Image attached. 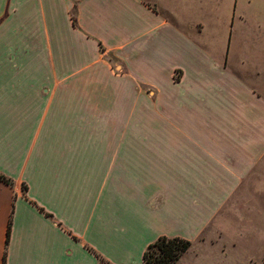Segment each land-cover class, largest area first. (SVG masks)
Listing matches in <instances>:
<instances>
[{
  "label": "crops",
  "instance_id": "obj_1",
  "mask_svg": "<svg viewBox=\"0 0 264 264\" xmlns=\"http://www.w3.org/2000/svg\"><path fill=\"white\" fill-rule=\"evenodd\" d=\"M262 148L264 0H0V264H144Z\"/></svg>",
  "mask_w": 264,
  "mask_h": 264
},
{
  "label": "rangeland",
  "instance_id": "obj_2",
  "mask_svg": "<svg viewBox=\"0 0 264 264\" xmlns=\"http://www.w3.org/2000/svg\"><path fill=\"white\" fill-rule=\"evenodd\" d=\"M110 60L115 61L113 57ZM262 151L243 185L228 199L206 234L190 240L192 245L178 264H264V148Z\"/></svg>",
  "mask_w": 264,
  "mask_h": 264
},
{
  "label": "trees",
  "instance_id": "obj_3",
  "mask_svg": "<svg viewBox=\"0 0 264 264\" xmlns=\"http://www.w3.org/2000/svg\"><path fill=\"white\" fill-rule=\"evenodd\" d=\"M74 23H76L75 14L72 16ZM0 180L8 184L12 181L0 174ZM10 228L8 227V238L10 235ZM192 242L180 236H160L156 241L149 244L143 254L144 264H178L184 254L190 249Z\"/></svg>",
  "mask_w": 264,
  "mask_h": 264
}]
</instances>
